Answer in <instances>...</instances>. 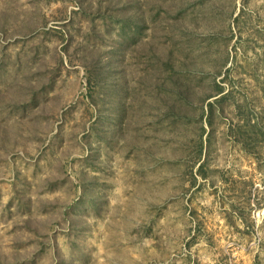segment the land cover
<instances>
[{"label":"rangeland","instance_id":"1","mask_svg":"<svg viewBox=\"0 0 264 264\" xmlns=\"http://www.w3.org/2000/svg\"><path fill=\"white\" fill-rule=\"evenodd\" d=\"M0 264H264V0H0Z\"/></svg>","mask_w":264,"mask_h":264}]
</instances>
